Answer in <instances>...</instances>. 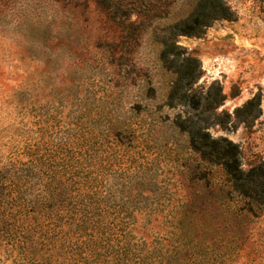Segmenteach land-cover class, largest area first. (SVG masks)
<instances>
[{
    "label": "rangeland",
    "instance_id": "rangeland-1",
    "mask_svg": "<svg viewBox=\"0 0 264 264\" xmlns=\"http://www.w3.org/2000/svg\"><path fill=\"white\" fill-rule=\"evenodd\" d=\"M224 1L230 19L173 38L191 90L169 104L158 36L196 0L143 21L119 59L95 0H0V264H116L123 248L136 264H264V206L176 125L221 93L201 115L218 123L209 132L238 144L244 169L264 162V0ZM93 189L101 211L85 235L64 199Z\"/></svg>",
    "mask_w": 264,
    "mask_h": 264
},
{
    "label": "trees",
    "instance_id": "trees-1",
    "mask_svg": "<svg viewBox=\"0 0 264 264\" xmlns=\"http://www.w3.org/2000/svg\"><path fill=\"white\" fill-rule=\"evenodd\" d=\"M95 2L101 9L106 23L113 26L117 31L115 40L109 42L105 47L108 48L110 44H113L115 46L114 50L118 53L117 59L120 56L122 58V50L126 48L125 39L127 36L133 34L136 31L135 29L142 25V22L146 19L149 21L166 19L174 4V0H95ZM231 16L232 12L224 0H196L187 16L167 23L161 30L158 36V42L161 45L159 59L175 75L169 94V104H173L174 99L186 103V99L189 97L188 91L191 90L189 81L183 84V80L188 77L186 70L183 71L176 64L174 67V62L180 51L173 38L178 34L200 35L213 21L222 18L230 19ZM220 96L221 93H216V97H213L210 102L208 101L209 105L204 110L216 108L219 105ZM191 101L194 102L193 99ZM204 110L194 114V116H197L196 118L188 116L176 122V125L187 133L190 149L207 164L221 167L231 187L239 195L250 198L264 206V162L251 164L247 169H244L240 161L238 144L226 136L211 135L208 130L209 127L218 123L213 120L210 121L209 116L202 117ZM118 132L119 135H125L126 138L129 134H125L123 131ZM98 194L99 192L96 189H93L90 193L74 191L73 194L64 199L65 205L72 209V219L77 216L80 217V231H83L85 235L92 232L94 228L92 225L93 216L101 211L100 208L98 209ZM40 202L51 207L50 198L45 197ZM102 213L104 212L102 211ZM46 220L49 223L47 224L48 235L60 238L63 232L59 229L58 223L52 219L48 220V217H46ZM75 245V248L80 252H82L81 249L84 251L87 249L85 239L77 241ZM124 251L129 253L126 255ZM89 255L88 258L86 256L84 258L92 263L97 260L99 254L91 252ZM139 256L138 253H131V251L123 248V252L117 253L116 256L113 255V258L116 264H127L128 260H130L129 264H136L140 260Z\"/></svg>",
    "mask_w": 264,
    "mask_h": 264
}]
</instances>
